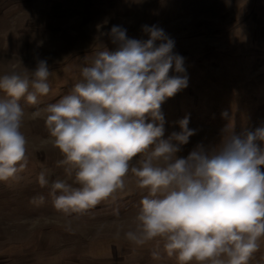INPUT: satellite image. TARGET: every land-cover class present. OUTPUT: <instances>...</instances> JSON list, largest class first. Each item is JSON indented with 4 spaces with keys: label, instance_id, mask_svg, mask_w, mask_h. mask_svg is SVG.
I'll return each mask as SVG.
<instances>
[{
    "label": "clouds",
    "instance_id": "clouds-1",
    "mask_svg": "<svg viewBox=\"0 0 264 264\" xmlns=\"http://www.w3.org/2000/svg\"><path fill=\"white\" fill-rule=\"evenodd\" d=\"M142 30L148 39L129 38L123 25H113L106 35L118 50L95 51L80 68L81 81L47 106L45 125L63 157L58 165L74 173L73 183L51 182L53 206L87 213L124 191L131 173L147 194L135 229L126 233L130 241L161 238L178 264H249L264 239V124L240 133L226 126L219 146L201 142L178 155L197 130L186 115L177 122L181 130L165 138L162 104L188 87L185 58L163 28ZM51 75L39 59L31 77L15 69L0 76L7 97L0 99V181L18 179L28 165L20 101L36 105L47 96ZM38 182L49 186L44 171Z\"/></svg>",
    "mask_w": 264,
    "mask_h": 264
},
{
    "label": "rangeland",
    "instance_id": "rangeland-1",
    "mask_svg": "<svg viewBox=\"0 0 264 264\" xmlns=\"http://www.w3.org/2000/svg\"><path fill=\"white\" fill-rule=\"evenodd\" d=\"M113 25L138 40L149 38L142 25H157L185 58L188 87L162 104L165 138L186 115L197 130L178 155L201 142L219 146L226 126L240 133L264 124V0H0V76L15 69L31 77L39 59L52 71L47 96L20 101L29 161L18 179L0 181V264H178L161 238L142 245L127 238L147 194L131 173L124 191L87 213L68 215L52 203L51 182L73 183L74 173L58 165L47 106L81 81L95 51L118 50L106 35ZM41 171L49 186H40ZM40 196L43 204L32 202ZM249 264H264V239Z\"/></svg>",
    "mask_w": 264,
    "mask_h": 264
}]
</instances>
